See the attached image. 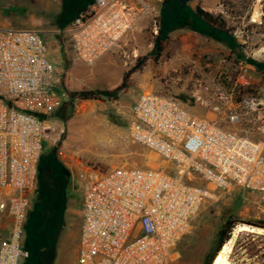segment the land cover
Segmentation results:
<instances>
[{
  "label": "built area",
  "instance_id": "2783aa9c",
  "mask_svg": "<svg viewBox=\"0 0 264 264\" xmlns=\"http://www.w3.org/2000/svg\"><path fill=\"white\" fill-rule=\"evenodd\" d=\"M257 2L262 9L264 0ZM150 11L144 0H93L65 32L76 57L93 65ZM56 83L43 32L0 24V264H21L26 256L24 225L51 130L26 106L51 110L46 106ZM242 103L257 111L264 127V104ZM239 120L231 112L229 121ZM128 134L161 164L80 174L76 264H167L207 200L239 189L264 203V142L201 119L172 96L146 92L132 106Z\"/></svg>",
  "mask_w": 264,
  "mask_h": 264
},
{
  "label": "rangeland",
  "instance_id": "374dc122",
  "mask_svg": "<svg viewBox=\"0 0 264 264\" xmlns=\"http://www.w3.org/2000/svg\"><path fill=\"white\" fill-rule=\"evenodd\" d=\"M144 1L151 11L139 20L120 46L102 55L93 65H87L76 57L65 30L93 0H0V19L11 27L43 32L57 75L46 106V109L51 106V110L35 113L51 130L43 142L39 161L46 173L39 176L31 205L33 209L40 204L44 191L48 197L45 209L53 208L56 201L63 207L49 264H76L84 197L81 173L87 169L105 172L122 166H160V160L128 134L131 109L139 94L153 89L159 95L172 96L190 112L194 110L191 107L210 111V119L217 125L264 142V127L257 111L245 108L242 103L248 98L264 104V6L259 9L257 0ZM197 6L224 15L229 32L219 35L203 26L195 14ZM156 36L163 47L157 60ZM105 55L110 56V61H102ZM144 55L150 58L140 72L132 75L135 85L120 93L116 101H74L73 107L63 104L64 86L60 79L75 65L87 68L105 65L112 72L124 74L137 57ZM111 83L115 81H108L102 88L114 89L121 82L116 86ZM234 111L240 120L232 124L229 116ZM60 112L69 118H57ZM61 205L54 217L59 215ZM262 222L264 203L259 195L239 189L221 193L205 202L190 230L176 243L167 264H209L218 253V234L229 228L233 239L229 264H264L244 249L233 252L238 237L247 241L250 238L247 233L264 235V230L252 225ZM240 225L247 229L238 232ZM254 239H250L254 244L264 243L257 237Z\"/></svg>",
  "mask_w": 264,
  "mask_h": 264
},
{
  "label": "trees",
  "instance_id": "16d2710c",
  "mask_svg": "<svg viewBox=\"0 0 264 264\" xmlns=\"http://www.w3.org/2000/svg\"><path fill=\"white\" fill-rule=\"evenodd\" d=\"M195 14L201 20V23L204 24L203 26H208L211 30H216L219 35L223 34L226 35L229 32L227 28V23L225 20L224 15L221 13H213L210 11L205 10L201 6H197L195 9ZM155 42L157 44L156 48V55L154 59H158L161 52L163 51L162 47V40L160 37H155ZM149 55L139 56L135 60V64L131 66L125 73L123 74L121 83L115 87L114 89L108 88H83L81 90H69L63 87L64 90V102L63 104L69 105L73 107L74 101H88V100H112L116 101L122 92L128 91L135 85L134 80L132 79V75L136 72H140L143 67L146 65L147 61L149 60ZM63 85V77L60 79ZM28 111L36 113L33 108L30 109V106H26ZM57 115V114H56ZM59 119L66 120L69 117H63L61 112L58 114ZM45 171L43 168L38 167V183H39V176L43 174ZM46 173V172H45ZM47 197V192L45 193L42 191L41 194V201L40 204L38 203L37 206H34L33 209L28 211L25 225H24V238H23V246L28 254L26 258H24L21 264H49L51 259L53 258L54 254V245L56 236L58 235V224L62 220V212L63 207L59 204V201L53 202V208L45 209L44 204ZM33 203V196L31 199V205ZM61 205L59 215L54 217V213L56 208ZM57 218V219H56ZM59 219V220H58ZM57 220L59 221L57 223ZM254 227L258 229L264 230V222L258 224H252ZM230 228L226 230H221L218 234L219 242L217 246V251L220 250L223 244L230 239ZM248 238L247 241L238 237L235 242L234 250L237 248L244 249L248 255L256 256L259 262H264V243L259 241V244H254L250 239L255 240L254 238L264 240V235H259L255 233H247ZM261 242V243H260ZM216 255V254H215ZM214 258V256H213ZM212 258V260H213ZM212 260L209 262L211 264ZM260 264H263L262 262Z\"/></svg>",
  "mask_w": 264,
  "mask_h": 264
},
{
  "label": "crops",
  "instance_id": "0c3cea01",
  "mask_svg": "<svg viewBox=\"0 0 264 264\" xmlns=\"http://www.w3.org/2000/svg\"><path fill=\"white\" fill-rule=\"evenodd\" d=\"M0 24L4 26H10L5 21L0 19ZM102 61L107 62L110 61V56L105 55ZM123 77V72H112V69L108 66H93L90 68L84 67L83 65H75L69 71L66 72L65 77L63 78V86L69 90H81L83 88H102L103 86L108 84V81H115V83H111V86L118 85ZM63 89V88H62ZM149 87H146L148 90ZM145 92H154L156 95L159 93L156 90L145 91ZM63 96L65 97L64 90ZM197 107H191L195 116L204 119L210 120L212 117V113L210 111H203ZM77 130V128H76Z\"/></svg>",
  "mask_w": 264,
  "mask_h": 264
},
{
  "label": "bare ground",
  "instance_id": "6f19581e",
  "mask_svg": "<svg viewBox=\"0 0 264 264\" xmlns=\"http://www.w3.org/2000/svg\"><path fill=\"white\" fill-rule=\"evenodd\" d=\"M246 229H247V226H245V225H240V226L237 227V231L238 232L239 231H244ZM232 243H233V239L227 240V242L222 245V247L220 248L218 253L214 256L211 264H229V262H228V254L231 251Z\"/></svg>",
  "mask_w": 264,
  "mask_h": 264
}]
</instances>
